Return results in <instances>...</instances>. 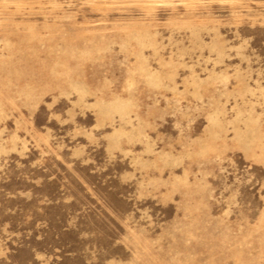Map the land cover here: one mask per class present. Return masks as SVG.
I'll use <instances>...</instances> for the list:
<instances>
[{
	"label": "rangeland",
	"instance_id": "374dc122",
	"mask_svg": "<svg viewBox=\"0 0 264 264\" xmlns=\"http://www.w3.org/2000/svg\"><path fill=\"white\" fill-rule=\"evenodd\" d=\"M0 264H264V0H0Z\"/></svg>",
	"mask_w": 264,
	"mask_h": 264
}]
</instances>
